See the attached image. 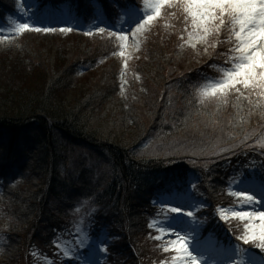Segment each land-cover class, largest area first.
<instances>
[{"label": "trees", "instance_id": "16d2710c", "mask_svg": "<svg viewBox=\"0 0 264 264\" xmlns=\"http://www.w3.org/2000/svg\"><path fill=\"white\" fill-rule=\"evenodd\" d=\"M38 1L70 11L82 27L0 34V264H75L64 247L77 227L93 239L107 235L104 264L168 261L166 243L151 238L170 213L161 193L194 195L201 238L264 257L237 239L247 219L224 222L217 211H239L229 193L243 176L264 175V116H249L246 102L238 113L234 99L219 111L202 108L196 97L202 77L218 75L209 65H223L216 54L229 45L181 48L183 15L166 7L139 34L138 53L121 57L113 54L116 36L84 33L97 13L113 19L129 0ZM16 7L0 0L6 25Z\"/></svg>", "mask_w": 264, "mask_h": 264}, {"label": "snow or ice", "instance_id": "6c2138e0", "mask_svg": "<svg viewBox=\"0 0 264 264\" xmlns=\"http://www.w3.org/2000/svg\"><path fill=\"white\" fill-rule=\"evenodd\" d=\"M166 7L176 9L183 15L184 32L187 36L180 35L184 42L181 48L187 46L196 49L200 44L204 46V52H207L209 48L229 45L226 52L216 54L225 57L224 64L213 62L209 65L218 75H205L196 86L198 104L202 108L213 105L219 111L234 99V107L238 113L244 108L243 102H246L249 116L254 110H259L264 116V0H143V6L136 3V0H129V5L120 13L121 19L127 17V31L123 25L118 29H110L111 34L120 42V51L113 54L125 56L129 36L134 38L138 49L140 41L135 39L137 35L146 31L155 19L161 17ZM96 19L99 22L93 29L86 31L85 35L90 36L94 31L103 33L109 27L100 26L103 23L100 13H97ZM73 30L70 26H55L40 19H29L17 23L12 31L16 35H23L29 31L54 33ZM127 66L125 61L123 67L126 69ZM240 120L243 122L244 117L241 116ZM260 142L264 144V135ZM229 195L237 197L244 204L264 202V175L251 173L243 176L239 179L236 190L231 191ZM161 197L159 202L175 215L168 219V227H157L158 234L151 238L162 240L163 236L168 234L176 237L164 244L162 251L172 255L170 262L162 261L161 264H203L205 257L209 258V264H236L235 255L240 251L238 248L222 246L211 236L201 238L195 221L185 220V217H194V210H186V205L179 197L175 200L169 199L167 193H161ZM217 211L219 218L224 222H227L229 217L247 219L250 223L245 227V234L237 239L243 240L244 244L255 243L264 251V211H228L224 208ZM253 219L259 220L260 224L257 226L251 223ZM155 224L156 221H153L149 227L152 228ZM173 225H179L180 230L177 231ZM80 230V227L76 228L77 232ZM108 239L106 234H102L90 242L87 237L81 240L80 246L86 247L87 253L82 254L80 264H99L98 254L107 253ZM193 240L195 244L190 247ZM65 255H68L67 251ZM218 255H222L223 260L217 261ZM245 255L247 264H264V257L257 259L249 252H245Z\"/></svg>", "mask_w": 264, "mask_h": 264}, {"label": "rangeland", "instance_id": "374dc122", "mask_svg": "<svg viewBox=\"0 0 264 264\" xmlns=\"http://www.w3.org/2000/svg\"><path fill=\"white\" fill-rule=\"evenodd\" d=\"M17 1H18V5L20 7L19 8L20 13H22V16H21L22 18H19V19L16 18L15 20H13V23L15 25L17 23L24 22V21L29 20V19H35L37 17V14H34L32 12V7L33 6H31L30 3H32L35 6H39L38 0H29L30 3L27 2V0H17ZM42 18L45 20L46 19L45 15ZM54 19H55V16L53 15V16L50 17V21H44V23H51V24L54 25V23H53L54 22L53 21ZM65 22H66L65 21V18H60L58 20V22H56V23L58 25H61L62 26L63 24H65ZM69 25L70 24H68L66 26H69ZM101 25H103V24H101ZM122 25H123L124 30L127 31L128 24L125 22ZM127 48H128L129 51H133L135 48H137L135 46V41H134V38L132 36H129ZM158 59H164V57L163 56H160ZM127 92H129V91L127 90ZM104 97L105 96H102L101 102L102 101H105L103 99ZM182 203H184L186 205V210H190V203L189 202L183 200ZM244 210L245 211H248V212H261V211H264V202H257V203H254V204H248V206L245 207ZM186 220H188V219H186ZM251 222L254 223V224H256L257 226L260 224L259 220H255V219H253ZM174 227L176 228L177 231L180 230V226L179 225H175ZM171 236L172 237H175L174 235H171ZM86 237L87 236L83 232V233H81V237L77 238L76 242L73 245L71 243L70 244L69 243L67 244V247L65 248V252L66 251L68 252V255H66L67 258H70L71 259V258L75 257L80 250L86 249V247H81L80 246V241L83 240V239H85ZM175 239H176V237H175ZM89 242H90V240H89ZM223 258L224 257H222L221 260H223ZM204 261H205V258H204Z\"/></svg>", "mask_w": 264, "mask_h": 264}]
</instances>
